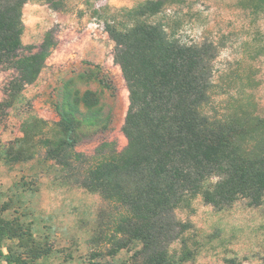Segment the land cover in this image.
Returning a JSON list of instances; mask_svg holds the SVG:
<instances>
[{
	"label": "trees",
	"instance_id": "obj_1",
	"mask_svg": "<svg viewBox=\"0 0 264 264\" xmlns=\"http://www.w3.org/2000/svg\"><path fill=\"white\" fill-rule=\"evenodd\" d=\"M31 1L0 0V70L15 72L3 88L2 113L24 99L23 91L36 82L58 46L53 30L38 47L24 46L23 8ZM253 1L264 7V0ZM162 8V0H146L127 11L125 21L106 24L113 63L128 92L121 126L126 145L119 150L114 141H103L89 156L76 150L109 124L96 99L86 95L72 100L67 94L50 134L38 138L44 160L54 163L63 182L112 206L107 215L111 234L105 236L113 246L110 253L132 252L133 264H179L169 251L175 241L181 242L182 259L192 255L185 236L191 225L177 219L175 210L198 195L216 211L239 200L258 207L264 198V119L247 112L207 113L219 48L208 40L185 44L170 38L161 24L147 21ZM98 81L114 92L109 82ZM42 127L48 122L28 114L23 136L0 148V160L11 164L33 158L34 152L25 157L21 148L35 144L34 129ZM3 259L18 264L10 253ZM225 264L240 261L230 258Z\"/></svg>",
	"mask_w": 264,
	"mask_h": 264
},
{
	"label": "rangeland",
	"instance_id": "obj_2",
	"mask_svg": "<svg viewBox=\"0 0 264 264\" xmlns=\"http://www.w3.org/2000/svg\"><path fill=\"white\" fill-rule=\"evenodd\" d=\"M145 1L32 0L24 6V46L38 47L49 30L58 46L36 82L23 91L24 99L0 111V148L23 136L28 114L48 122L41 132L34 129L35 144L21 148L25 157L34 152L33 158L11 164L0 160V231L8 230L0 236V264H6L3 256L9 253L18 264H133L132 252L110 253L113 246L105 236L111 234L107 215L112 206L97 194L63 182L54 163L44 160L38 138L50 134L67 94L70 99L86 95L96 99L109 124L83 139L76 150L89 156L103 141H114L119 150L126 145L121 126L128 92L113 63L114 44L106 24L125 21L127 11ZM162 1L163 8L148 22L161 24L170 38L182 43L208 40L219 48L207 113L225 117L247 112L264 119V7L253 0ZM14 74L9 67L0 70V101ZM98 78L109 82L114 92ZM80 107L85 112L82 103ZM175 215L191 225L185 233L190 257L181 258L180 241L169 246L179 264H225L230 258L240 264H263L264 198L258 207L239 200L216 211L198 195Z\"/></svg>",
	"mask_w": 264,
	"mask_h": 264
}]
</instances>
